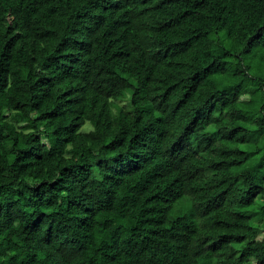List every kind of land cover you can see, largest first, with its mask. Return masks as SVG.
<instances>
[{
  "label": "trees",
  "instance_id": "trees-1",
  "mask_svg": "<svg viewBox=\"0 0 264 264\" xmlns=\"http://www.w3.org/2000/svg\"><path fill=\"white\" fill-rule=\"evenodd\" d=\"M123 147L93 207L0 231V264H264V0H0L6 224L49 165L87 197L88 156Z\"/></svg>",
  "mask_w": 264,
  "mask_h": 264
},
{
  "label": "clouds",
  "instance_id": "clouds-1",
  "mask_svg": "<svg viewBox=\"0 0 264 264\" xmlns=\"http://www.w3.org/2000/svg\"><path fill=\"white\" fill-rule=\"evenodd\" d=\"M92 119L95 121V117H92ZM69 135H75L79 137L80 133L79 132L72 133V130L70 129L67 134H64L63 138L66 139L68 138ZM105 135H106L105 133L100 132L98 129L96 135L97 142L102 144ZM49 147L51 146L49 145ZM59 147L60 146H58V148ZM135 150L136 149H133V151ZM44 151H48V149L45 148ZM120 153H128V148L123 147L119 150V152H106L102 150H96L94 151L93 155L88 156L86 163L90 166L91 176L89 180V187L86 190L88 194L87 197H85L82 193H80L79 184L80 182L83 181L84 175L88 174V169H86L85 173L83 174L79 173L78 170H74L71 177H68V174H65V177H68V179L65 180V177H61L59 175L60 172L59 168L49 165L40 173V176L44 180H47L48 183L45 184L44 187L40 188L38 193H28V192L25 193V200L21 201V203L18 204L17 207L14 208L13 210L14 217L18 216V218H14L11 226H8L6 224L4 214L0 212V231H3L5 235L9 233H15L16 235H19L23 231L24 226L30 224L31 221L35 219V216H39L40 213L43 211H50L46 207L47 202L49 200H55L56 201L55 207L57 209H62L66 200L73 199L79 196L83 206L93 207L95 202L105 193V191H107L108 185L104 182V177L110 174L108 170L109 169L115 170L127 166L128 162L133 159L131 154H128L125 159H122L119 162V164H114L112 157ZM97 161L104 162L100 166V168L96 167ZM35 171L36 170H33L32 173L33 175H35ZM57 179L63 181V184L50 188L49 185L51 184V182ZM92 181H94L95 183H92ZM32 183L34 184L39 183V181H33ZM17 185L19 187H23L19 181L17 182ZM61 187H63L64 189L63 191L60 190ZM28 200H31L32 204H34L35 207H33L32 204H30L29 207L24 208L23 204ZM0 203H3L2 199H0ZM17 209L20 210V214L17 213ZM33 213H35V216L33 215ZM48 222L50 223L51 221ZM42 235L43 232L41 231L36 235V237L32 241V245L34 248L36 246L35 243L36 240H40ZM69 235H71V233H69ZM261 239H264V236H262ZM56 247H59V245L49 248H44L43 251L45 254L51 256L53 261L58 262V264H72L71 259L63 250L60 253H57Z\"/></svg>",
  "mask_w": 264,
  "mask_h": 264
},
{
  "label": "rangeland",
  "instance_id": "rangeland-1",
  "mask_svg": "<svg viewBox=\"0 0 264 264\" xmlns=\"http://www.w3.org/2000/svg\"><path fill=\"white\" fill-rule=\"evenodd\" d=\"M264 235V231H262L259 235L258 238H261Z\"/></svg>",
  "mask_w": 264,
  "mask_h": 264
}]
</instances>
